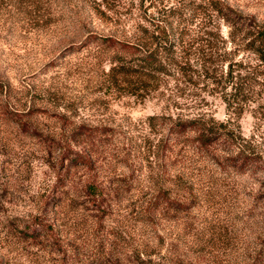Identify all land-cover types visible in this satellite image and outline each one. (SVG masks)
<instances>
[{
  "label": "rangeland",
  "instance_id": "374dc122",
  "mask_svg": "<svg viewBox=\"0 0 264 264\" xmlns=\"http://www.w3.org/2000/svg\"><path fill=\"white\" fill-rule=\"evenodd\" d=\"M221 1L237 25L206 0H0V264H264V64L241 37L264 0ZM119 44L164 71L120 72ZM190 116L226 133L170 131Z\"/></svg>",
  "mask_w": 264,
  "mask_h": 264
},
{
  "label": "trees",
  "instance_id": "16d2710c",
  "mask_svg": "<svg viewBox=\"0 0 264 264\" xmlns=\"http://www.w3.org/2000/svg\"><path fill=\"white\" fill-rule=\"evenodd\" d=\"M210 4V10L215 11L216 16L221 18L228 25H237L240 20V14H237L235 17L232 15V9L227 6L221 0H206ZM243 46L242 49L251 53L254 56V59L259 62V64H264V22L249 24L246 28V32L243 34ZM152 42V40H151ZM156 45V44H155ZM154 45V46H155ZM123 49H127L132 55L131 61L125 66L122 62L119 63L120 72H134L135 75H153L155 72L164 71V63L157 56V51L155 47H140L137 49L136 46L130 44H119ZM240 65V63H238ZM234 76L231 74V69L225 71L224 82L225 86L229 87L230 90L239 91L240 85L236 87L235 81L233 80ZM225 99V98H224ZM226 102H229L226 100ZM170 131L174 133H183L187 130H192L196 134V140L199 144L203 146L210 145L211 143L218 140L221 136L224 135L223 130H219L216 126L217 123H214L210 120H206L201 116H190V117H176L172 120L169 118ZM221 128H224L225 125L220 124ZM227 135V134H226ZM77 156L69 158V162H77L80 164H87L88 158L81 153H76ZM90 192H94V186H90Z\"/></svg>",
  "mask_w": 264,
  "mask_h": 264
}]
</instances>
